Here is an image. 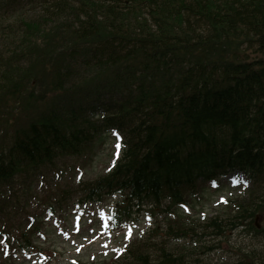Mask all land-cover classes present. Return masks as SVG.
Returning a JSON list of instances; mask_svg holds the SVG:
<instances>
[{
    "label": "trees",
    "instance_id": "16d2710c",
    "mask_svg": "<svg viewBox=\"0 0 264 264\" xmlns=\"http://www.w3.org/2000/svg\"><path fill=\"white\" fill-rule=\"evenodd\" d=\"M0 42V264L43 251L41 213L27 206L37 179L40 200L60 208L75 196L88 204L118 196L115 215L163 214L167 239L74 264H194L200 235L259 231L264 0H0ZM110 132L123 145L108 169L78 183L55 179L61 159L89 162ZM234 168L251 180L247 197L227 217L186 222L179 207ZM254 255L234 264H264Z\"/></svg>",
    "mask_w": 264,
    "mask_h": 264
},
{
    "label": "rangeland",
    "instance_id": "374dc122",
    "mask_svg": "<svg viewBox=\"0 0 264 264\" xmlns=\"http://www.w3.org/2000/svg\"><path fill=\"white\" fill-rule=\"evenodd\" d=\"M38 8L32 7L29 14H34ZM255 48V47H254ZM6 47L0 42V52L5 51ZM9 49V46H8ZM249 53V52H248ZM256 52H252L254 56ZM119 139L116 136L108 135L103 144H98V151H93L89 162L79 161L75 166L71 164L61 168L55 174L63 184L69 178L84 180L94 174L102 173L106 167L110 166L115 159V151ZM120 145V143H119ZM235 171L229 174L217 188L203 192L197 199L190 204L180 208L183 217L187 222L204 221L203 219L214 215L225 216L229 206L227 201L231 198L242 195L241 190L234 189L231 178ZM232 176V177H231ZM231 177V178H230ZM41 181L39 179L31 187V192L35 198H28V208L36 214H44L47 221L41 227L43 232L40 238V247L45 253L35 252L32 254L22 253L18 255L20 264H72L75 261L86 263H96L109 261L111 258L122 254L124 247L135 239L145 238L150 230L156 226H163L162 215H153L152 219L148 216L134 213L129 218L122 219L116 224L112 223L111 213L113 203L116 198L107 201L100 206H86L76 204L78 197L72 198V206L62 213H57L63 219H57L52 214L45 213L56 203L50 199L46 202L40 200ZM221 197L224 199L221 200ZM159 227V228H160ZM163 230L159 229L153 240L160 241L165 239ZM176 246H181L183 242L174 239ZM0 254L3 253L1 250ZM193 251H190V260L194 264H233L240 253L248 251L256 253V260L264 259V238L253 236L246 232L242 227L230 229L225 235H202L200 242Z\"/></svg>",
    "mask_w": 264,
    "mask_h": 264
},
{
    "label": "snow or ice",
    "instance_id": "6c2138e0",
    "mask_svg": "<svg viewBox=\"0 0 264 264\" xmlns=\"http://www.w3.org/2000/svg\"><path fill=\"white\" fill-rule=\"evenodd\" d=\"M117 149H119V141L117 142ZM224 198L221 197V200H223Z\"/></svg>",
    "mask_w": 264,
    "mask_h": 264
}]
</instances>
